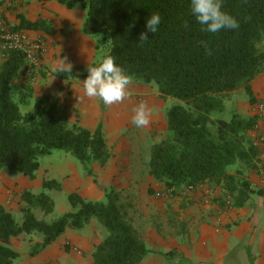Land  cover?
I'll return each mask as SVG.
<instances>
[{
    "label": "trees",
    "instance_id": "obj_1",
    "mask_svg": "<svg viewBox=\"0 0 264 264\" xmlns=\"http://www.w3.org/2000/svg\"><path fill=\"white\" fill-rule=\"evenodd\" d=\"M56 1L69 8L78 3L87 10L83 26L86 35L109 36L110 45L102 58L112 55L133 82L155 84L163 97L178 101L167 112L169 134L152 146L150 174L177 192L204 183L226 190L235 203L246 200L249 184L230 170L239 162L254 165L257 151L249 131L256 118L236 111L229 118L220 115L226 110L228 93L243 88L253 100L251 82L264 73V0H223V11L240 26L217 33L201 31L191 11V0ZM156 12L161 16L156 33H148L149 39L140 43V33L147 31V19ZM44 24L43 19L32 22L22 17L21 26L14 28L37 30ZM97 49L101 50L99 44ZM24 64L20 53L0 60V175L7 170L35 179L42 159L57 151L72 155L89 169L94 162L105 164L111 152L101 125L94 131L70 125L59 115L58 101L52 95L34 99L28 83L22 90L14 88L13 81ZM87 69L54 71L53 75L87 77ZM238 185L241 188L237 192ZM42 188L39 193L22 194L25 206L21 221L0 205V264H16L20 256L10 246L13 237L40 235L42 242L32 248L33 255L67 229L81 230L92 222L104 232L93 251V264H140L146 257V241L114 188L107 190L102 201L69 193L72 211L51 220L40 219L36 211L53 213L55 201L45 190L61 191L62 185L49 179Z\"/></svg>",
    "mask_w": 264,
    "mask_h": 264
},
{
    "label": "crops",
    "instance_id": "obj_2",
    "mask_svg": "<svg viewBox=\"0 0 264 264\" xmlns=\"http://www.w3.org/2000/svg\"><path fill=\"white\" fill-rule=\"evenodd\" d=\"M22 17L32 22L43 19L45 23L37 30L23 29L34 37L44 38L48 44L43 57L44 69L30 84L34 99L45 94L55 97L59 115L70 125L91 131L101 125L111 157L103 165L92 163L90 169L68 156L60 163L42 162L35 179L4 170L0 175V205L18 214L25 206L22 194L36 193L49 179L62 185L61 191H52L61 193V206L55 202V210L60 208L64 214L72 211L69 193L77 192L86 199L102 201L107 190L114 188L126 204L128 216L135 212L142 217L146 232L142 237L148 252L140 264H264V186L255 160L253 166L239 162L230 170L249 184V191L241 204L235 203L233 195L226 190L219 191L223 196L230 195L233 201L219 223L218 205L203 204L200 193L172 199L156 197V192L166 187L150 174L149 160L152 146L169 134L167 107L168 100L173 98L163 97L152 85L136 82L129 88V97L120 104L105 106L99 98L86 97L82 82L87 77L64 79L53 75L54 64L61 57L68 58L73 64L72 70L95 66L101 59L98 41L83 31L85 9L79 4L68 8L56 0H0L1 20L18 28ZM24 84L21 70L13 86L22 90ZM251 89L253 100L244 89V94L240 92L244 99L242 108L245 105L247 110L242 112L237 99H228L226 106L233 104V111L254 116L255 102L264 99V73L251 82ZM141 101L147 102L152 117L147 127L137 128L131 119L133 108ZM239 188L240 185L237 192ZM103 236L100 225L92 222L81 230L67 229L37 254L32 255V248L42 242L38 234L13 237L10 246L20 254L17 264H93V251Z\"/></svg>",
    "mask_w": 264,
    "mask_h": 264
},
{
    "label": "clouds",
    "instance_id": "obj_3",
    "mask_svg": "<svg viewBox=\"0 0 264 264\" xmlns=\"http://www.w3.org/2000/svg\"><path fill=\"white\" fill-rule=\"evenodd\" d=\"M191 11L196 21L202 26L203 32L217 33L224 28L237 29L240 26L232 15L223 11V0H191ZM160 22L161 16L158 12L150 15L146 21L147 31L140 33V43L149 39L148 33H156ZM200 43L211 54L208 45L204 41ZM72 69L73 64L66 56L61 57L54 64V70L58 73H71ZM87 71V78L82 82L86 97L99 98L105 106L120 104L129 97L133 77L116 63L112 55L105 56L95 66H88ZM151 117V108L146 101H141L133 108L131 123L137 128H144L150 124Z\"/></svg>",
    "mask_w": 264,
    "mask_h": 264
},
{
    "label": "built area",
    "instance_id": "obj_4",
    "mask_svg": "<svg viewBox=\"0 0 264 264\" xmlns=\"http://www.w3.org/2000/svg\"><path fill=\"white\" fill-rule=\"evenodd\" d=\"M48 51L46 40L40 36H32L27 30H19L11 27L4 20L0 19V60H6L12 53H20L24 56L25 64L22 68V77L25 83H34L44 69L43 57ZM48 75H51L47 71ZM255 124L249 131L250 142L256 148L255 158L256 169L261 184L264 186V99H258L254 104ZM195 193L202 195V202L205 205H218L216 219L218 223L222 219L225 210L233 206L230 195L223 196L214 188L201 183L189 185L181 191L166 188L156 192L159 198L187 197ZM75 250H77L75 248ZM80 252V251H78Z\"/></svg>",
    "mask_w": 264,
    "mask_h": 264
},
{
    "label": "rangeland",
    "instance_id": "obj_5",
    "mask_svg": "<svg viewBox=\"0 0 264 264\" xmlns=\"http://www.w3.org/2000/svg\"><path fill=\"white\" fill-rule=\"evenodd\" d=\"M78 4V3H77ZM80 5V4H79ZM81 6V5H80ZM82 7V6H81ZM69 8V7H68ZM73 8V7H72ZM83 8V7H82ZM84 9V8H83ZM85 11H86V14H87V10L85 9ZM92 37H94L97 41H98V44H99V46H100V49L101 50H99V52H98V56H99V58L101 57L102 58V56L101 55H103V53L104 52H107V48H108V45H110V42H108L109 40H110V38H109V36L106 34V33H101V34H99V35H96V36H92ZM152 85V87L154 88V90L155 91H157V86L155 85V84H151ZM243 91V89H241V90H239V92L237 91V93H233V94H227L226 95V100H225V104H226V102L228 101V99H237L236 100V102L238 103H240L241 104V108H242V103H244V99L240 96L241 94H240V92H242ZM238 94H239V96H238ZM242 94H244L243 92H242ZM170 103H169V106L167 107V108H170L174 103H177L178 101L177 100H175V99H169L168 100ZM253 104H254V102H253ZM233 106V104H230V106H226V110H225V112L224 113H222L220 116L221 117H225V118H229L230 117V115H231V113L232 112H234L232 109H231V107ZM243 110H247V108H245V105H244V107L242 108V112H244ZM165 111H167V110H165ZM243 115H249V114H246V113H242ZM65 156H68V157H70V158H72V159H74V160H76L72 155H70V154H65V152H60V151H57L53 156H48V157H44L43 159H42V162H50V161H55V162H61V160L62 159H65L64 157ZM14 173V172H13ZM42 176H46V171L44 170V172L42 173ZM209 187H211V186H209ZM212 188V187H211ZM214 189H216L217 191H220L221 189L220 188H214ZM43 191V189L41 188V189H38L37 190V192L36 193H39V192H42ZM222 191V190H221ZM220 191V192H221ZM45 192L50 196V197H52L53 199H54V201L56 202V205H59V206H61V193L60 194H58V193H56V192H54V191H52V190H45ZM21 198H22V196H21ZM22 203L25 205V202L23 201V199H22ZM8 209V208H7ZM15 216H16V219L18 220V221H21V215H22V213H21V211L17 214L16 212H13V211H11ZM36 214H37V216L40 218V219H45V220H51V219H54V218H57V217H59V216H61L62 214H64V213H62V210L60 209V208H56V210L53 212V213H51V214H49V215H44V214H42V212L41 211H36ZM130 217H131V221H132V223H133V225L136 227V229L138 230V232H139V234L141 235V236H145V234H146V232H144V227H143V221H142V217H140V216H137V214L135 213V212H131V214H130ZM170 217H173L174 219H175V217L174 216H170ZM78 251V250H77ZM19 258V257H18ZM17 262H18V259H16V264H17Z\"/></svg>",
    "mask_w": 264,
    "mask_h": 264
}]
</instances>
